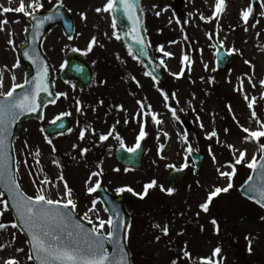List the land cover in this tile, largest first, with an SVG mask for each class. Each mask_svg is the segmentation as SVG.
<instances>
[{
	"label": "rangeland",
	"instance_id": "374dc122",
	"mask_svg": "<svg viewBox=\"0 0 264 264\" xmlns=\"http://www.w3.org/2000/svg\"><path fill=\"white\" fill-rule=\"evenodd\" d=\"M31 2L23 0L26 10ZM40 2L43 8L37 12L61 3L73 18L75 16L79 20L71 42L59 28L44 41L43 48L52 59L56 71L61 70L66 54L78 49L94 65L97 76L95 86L88 93L78 92L72 85L58 82V94L65 93L66 97H59L57 105L48 110L44 122L54 123L60 118H68L71 128L66 134L48 138L42 124L25 122L16 141L22 189L28 195H34L39 184L33 181L47 177L55 187L45 186L46 194L49 198L57 199L64 193L66 182L77 204L75 210L83 218L84 212L95 200L100 217L108 219L96 192L89 194L87 191L89 186H95L96 181L107 187L110 193L125 196L131 218L127 239L133 264H171L173 260L177 264H201L202 258H210L212 264H264V222H259L264 217L263 212L242 197L240 199L236 192L249 176L250 169L243 164L236 165L233 188L215 197L208 212H203L199 207L214 186H226V178L219 176L217 168L231 171L228 165L235 159L233 149L246 150V159L250 160L253 155L259 158V145L264 144V137L259 142H244L243 138L247 135L239 127L242 125L252 131L264 130L257 123V120L264 123V86L260 84L264 80V15H261L264 0L253 8L247 23L241 19L240 12L251 5L250 0H225L224 11L215 18L213 11L216 0H186L182 8H174L171 0H142L154 54L167 65L166 77L160 83L154 82L150 75L146 76L145 68L120 45L119 39H116L118 29L111 27V13L95 11L98 7L103 8L107 0ZM20 3L21 0H0V26L3 28L0 31V74H3L4 82L0 91L5 92L11 87L13 75L15 82L21 84L27 72L22 65L13 67L17 62V49L24 42L25 28L29 26L23 13L14 11ZM5 8L13 10L4 12ZM81 13H84L85 19H81ZM201 15L205 19L202 20ZM92 37H96L97 43L88 51ZM9 39L13 41L12 44L8 43ZM214 40L231 52L236 49L233 52V67L223 73L216 72L214 67ZM160 45L172 56H164L158 51ZM185 55L189 61L182 63ZM245 60L250 64H245ZM182 70V75H174ZM249 79L255 87L249 84ZM162 92L169 96L167 102ZM172 93H175V99ZM245 95L248 101H245ZM253 97L255 103L250 110L247 104ZM142 102L143 111L140 108ZM77 107L80 111H77ZM169 108L177 110L179 119L172 118ZM253 110L256 119L251 117ZM150 114H156L162 123L155 124ZM141 124L147 132L141 141L146 145L144 167L141 170L124 168L115 160V149L121 147L116 137L123 140L125 147H132ZM225 128L228 129L227 134ZM82 130L85 133L83 140L79 138ZM213 130L217 137L206 138ZM110 131L112 135L107 140L99 139ZM185 133L187 143L183 139ZM48 140L52 143L49 144ZM189 144L192 152L205 154L204 167L169 195L161 191V186L171 188L166 178L168 172L180 169L185 162L189 168L192 166L190 153L186 151ZM227 145H232L233 149ZM81 149L88 151L81 155ZM37 150L39 156L36 155ZM168 165L174 167L169 168ZM92 173L98 175L93 176ZM61 174L63 180L59 179ZM152 180L156 181V186L148 189L143 198L127 191H116L117 188L131 187L141 194L144 193V185ZM0 201H4L1 195ZM3 208L4 205L0 203V212ZM89 217L94 218V214L89 212ZM212 219L217 221L218 234L211 223ZM0 223L8 224L0 230V245L3 246L0 248V264H5L9 259H15L19 264H32L27 260L26 240L23 242L17 230L14 236L10 226L12 216L4 212L0 216ZM165 225L168 226L167 235L162 232ZM157 236L160 237L159 241L156 240ZM246 237L252 244L250 255L246 254L249 246ZM185 246L190 257L183 255ZM216 247L221 248V253L212 257ZM18 248L24 251L17 252Z\"/></svg>",
	"mask_w": 264,
	"mask_h": 264
},
{
	"label": "snow or ice",
	"instance_id": "6c2138e0",
	"mask_svg": "<svg viewBox=\"0 0 264 264\" xmlns=\"http://www.w3.org/2000/svg\"><path fill=\"white\" fill-rule=\"evenodd\" d=\"M121 6L124 10V16L133 22L132 32L134 33V39L137 44H144L143 37L137 31L139 26V18L135 15L136 5L133 0H119ZM116 0H107L104 4L103 8H96L95 11L97 13L100 12H107L111 13L114 10ZM62 6V4H61ZM43 8V4L40 0H32L31 3L26 6L21 0L19 7L15 8L14 11L18 13H23L25 17H31L35 19V13ZM225 8V0H216L215 3V10L213 11V17H217L220 13L224 11ZM13 9L5 8L3 9L4 12H8ZM253 13V8L251 5L244 8L240 12L241 19L247 23L249 16ZM159 15V12L157 13ZM261 15H264V12H261ZM81 19H85L84 13L80 14ZM203 20L205 17L203 15L200 16ZM52 16L49 15L47 17H43L37 21V28L41 26L45 20H51ZM4 24L7 21H3ZM179 23V21H177ZM111 27L113 29L116 28L115 19H113ZM255 27V24H253ZM3 28L0 26V31ZM247 31V29H245ZM27 31V28L25 29ZM115 34V33H113ZM71 39V37H69ZM35 39V37H33ZM116 39H120L117 35ZM9 44H12L13 41L11 39L8 40ZM96 37H92L91 41L88 44V51L92 50L94 44H96ZM174 43V41H173ZM223 46V45H221ZM102 47V45H101ZM77 49H73L76 51ZM158 51L162 52L164 56L171 57L172 53L164 51V46L160 45L157 49ZM35 50H33L34 53ZM232 51H236V49H232ZM28 51H25L24 56L29 58L33 64H36L39 68V72L37 77L34 78L35 86L29 89L28 91L23 92L21 95H15L17 88H23L22 84L16 83L15 75L11 77V87L8 91H0V137H3L6 134V122L11 123L16 121V119L26 113V112H36L38 111L40 104L37 102L39 94L41 92H47L48 89L45 86L44 79L47 76V68L42 67V62L39 60L38 55H35ZM132 54V50L129 49V55ZM140 54H144L143 48L140 49ZM135 59V57H133ZM185 61H189V57L185 55L183 57L182 63ZM163 63V61H161ZM245 64H250V61L245 60ZM19 61H17L13 67H19ZM207 66L205 65V68ZM183 70L179 74L174 75H182ZM145 75H151L150 73H145ZM155 80V77H153ZM203 79V78H201ZM249 84L252 87L256 85L252 83L251 79H249ZM260 84L264 86V80L260 81ZM4 87L3 82V74H0V89ZM159 90V89H158ZM242 90L241 89H238ZM165 102L169 99V96L165 93H161ZM60 96H65V93H59ZM172 98L175 99V93H172ZM245 101H248L249 98L247 95L244 96ZM102 103V101H101ZM139 103V102H138ZM178 103V101H177ZM255 103V98L253 97L252 101L248 102L247 107L251 110L253 109V105ZM79 105V101H77ZM167 106V104H166ZM144 106L141 105V110L143 111ZM122 110V107H121ZM231 110L229 106V111ZM77 111H80V108L77 107ZM148 111H151L150 106H148ZM171 112L172 118L174 120L179 119L177 117V110L175 108H169ZM182 111V109H181ZM64 115H70V113H64ZM252 119H256V113L253 110L251 112ZM152 121L159 125L162 123L161 120L157 118L156 114L151 116ZM199 119V118H197ZM125 123H128L125 120ZM238 123V121H237ZM257 123L260 124L261 129H264V123L257 120ZM203 128V124L200 125ZM241 130L244 133H247V136L243 138L244 142H248L250 140H254L259 142L261 137H264V130H256L252 131L249 128L243 127L239 125ZM225 134H227L228 129L225 128ZM112 135L110 131L107 135H101L99 139L101 141L107 140L108 137ZM85 136L84 131L80 132V139L83 140ZM147 136V132L145 131V126L143 124L140 125L139 133L136 136L135 144L132 147L126 148V151L129 153H135L141 147V141ZM167 136V133H165ZM213 137H217V133L215 130L211 131L206 138L212 139ZM120 140L121 147H125L123 140L120 139L119 136L116 137ZM184 142L187 143V133L184 134ZM217 142L219 140L217 138ZM48 143L51 144V140H48ZM3 146V139L0 138V149ZM27 146V145H25ZM75 147V145L73 146ZM228 148L233 149L232 145H227ZM162 148V146H161ZM260 152L262 153L259 156V159L256 155H253L250 160L246 159V150H239L233 149V155L235 157L234 162L229 164L231 171H221L217 168V172L219 176L222 178H226V186H214L207 194L206 199L199 205L200 209L203 212L209 211V205L212 203L213 199L220 195L221 193H227L230 189L233 188V177L236 174V165L243 164L250 170L257 171L259 173L258 180L259 183L251 184L249 182L253 181V176L249 175L245 183H248L249 190L256 193V203L259 204L261 208H264V144L259 145ZM53 151L55 149L53 148ZM88 150L81 149L80 154L84 155ZM188 153L192 152V147L189 144L186 148ZM211 153V149H209ZM36 155L39 156V151L37 150ZM4 160V156L2 151H0V161ZM187 160V157H185ZM212 160L215 163V156H212ZM38 162V161H37ZM25 165L27 162H24ZM53 163L58 164L57 161H53ZM19 164V161L17 162ZM4 165L0 163V177L4 175L3 172ZM169 168L174 167L173 165H168ZM183 168H187L188 164L182 166ZM119 171V169H116ZM93 176L98 175V173H92ZM59 179L63 180V175L61 174ZM33 183H38L39 187L36 188L34 195H26L21 191L19 183L12 178L10 181V186L8 191L12 194L13 204L12 207L15 210L16 217L19 221V225L25 230L27 237V243L30 245L31 251L35 253V260L38 264H127L125 257L127 253L124 251V248L121 247L120 252L122 253L121 257L117 261H113L110 257L108 250L106 249V243L114 241L116 239V228L117 225L114 224V221L111 217L108 219H103L100 217L99 213L96 211L95 205L97 201L93 200L91 202V206L84 212V218L87 219L88 223L92 225L91 228L85 229L84 225L80 223L78 220H75L71 215V212L77 208L76 202L72 198V190L68 187L67 183L64 182V193L57 199L49 198L46 194L45 186L50 185L51 187H55L51 180L47 177H44L40 181H33ZM156 186V181L152 180L150 183L144 185V193L138 194L134 192L131 187L127 188H117L116 191L118 193H122L124 191L130 192L133 195H139L140 198H143L144 195L147 194L148 189ZM100 187V182L96 181L95 186H89L87 188L88 193L95 192L97 188ZM161 191H166L169 195L174 192V188L164 189L161 186ZM0 195H3L0 193ZM4 205L3 211L0 212V216L4 214V212L8 211V205L4 201H0ZM89 212L94 214L93 217H89ZM264 220V217H261ZM212 225L215 228L216 234L219 233V226L215 219L211 220ZM8 225L4 223H0V230H3ZM18 225L17 223H11L12 228H16ZM130 227V226H129ZM154 227H160L159 225H154ZM203 230V229H201ZM162 232L164 235L168 234V226L165 225L162 228ZM182 234V233H179ZM14 239V237H13ZM127 239V236H125ZM160 237L157 236L156 240L159 241ZM249 240V247L248 252L251 253V240ZM3 246L0 245V248ZM17 252H23L24 249L18 248L16 249ZM219 253H221V248L216 247L212 252V257H216ZM29 260L33 259V255L31 253L26 254ZM183 255L185 257H190V253L185 249L183 250ZM5 264H19V261L15 259H9L5 262ZM171 264H177L176 260H173ZM201 264H212L210 258H202Z\"/></svg>",
	"mask_w": 264,
	"mask_h": 264
},
{
	"label": "water",
	"instance_id": "95a60500",
	"mask_svg": "<svg viewBox=\"0 0 264 264\" xmlns=\"http://www.w3.org/2000/svg\"><path fill=\"white\" fill-rule=\"evenodd\" d=\"M133 2L136 5L135 13L137 12L136 16L139 18L140 23H139L138 29H139V33H141L143 31V28H142V23H141L142 22L141 16L138 13V11H139V3L138 2L139 1L133 0ZM116 4H117V6H116L114 12H115L116 21L118 22L119 26L121 27V29L123 31L122 35H123L125 41L128 43V45L134 51V53H136L135 55H138L139 51H140L139 45L137 43H135L134 41H132V37L134 36V33L132 32L133 23L131 20H128L124 16V10H123V7L121 6L119 0H116ZM51 15H56L59 18V20H57L55 22H58L61 20L62 23L65 24V26H67V27H69V25L72 23L67 12H65V10L63 8H61L60 6H57V8L51 13ZM41 18H37L36 20H39ZM55 22L54 21L48 22V20H45L44 23L40 26V28L33 35V37H35V39H33L32 33H29V40H28L29 44L26 46L24 45L22 47V49H20L21 50V52H20L21 58L24 61L27 60V58L24 56V53H25V51H27V49H29L31 42L33 43L34 46H36L37 48H40L42 38L44 37V35L49 30V27H51ZM69 30L70 31H68V32L70 33L71 32L70 27H69ZM31 31L32 30H30V32ZM146 43L147 42L144 39V44H143L144 47H147ZM220 55L222 56V58H224L226 56L224 52H220ZM71 61L69 64V68H67L68 70L62 74L63 79L77 80L79 83V86L81 88L88 86L91 82V78H90L91 73L88 72L87 65L83 62L82 59H80L78 57H75L74 60L72 62ZM149 62H150V60L146 61V63H147L146 65L149 66V64H150ZM77 63H78V65L81 64V66H82V67H80L81 71H78V72L76 71V68H75ZM230 63H231L230 57H228L226 60H224V62L223 61L220 62V67L225 68V66L230 64ZM33 73H34V68H33ZM33 73L27 76V81H26V84L24 86L25 89L31 88L33 86V84L35 85L34 78L36 76ZM47 73H48V75L45 77L44 83H45V86L47 87L48 91L47 92H41L39 94L37 102L40 104V107H39L38 111L26 112V113L20 115L16 119V121H14V122H11V123L6 122V134L3 137H0L3 139V146H2V149H0V151H2L3 156H4V160L0 161V163H2L4 165V167L2 169L4 172V175L2 177H0V190L10 200L8 207L12 208V211L15 215L14 217H16V213H15L14 208L12 207V204H13L12 194H10L8 191V188L10 186V181L12 178H14V167H15V165H14L15 164V157L13 155L14 152H13L11 143L13 142L14 138L17 136L22 121H24L27 118H34V119H38L40 121L42 119V116H43V110H44L45 105L48 102H52V103L55 102L56 96L54 94V90H52L53 86H52L51 80H50L53 78V74H52L50 68H49ZM160 73L162 74V70ZM17 93H18V95L22 94L19 92H17ZM62 128H63V125L59 124V125L54 126V127H50V128L47 127V131L49 132V134L50 133H56V132L62 131L63 130ZM143 152H144V148L135 154H128L125 150L124 151L118 150L116 156H117V160H119L123 165L135 167V169H136V168H140L142 166V159L141 158L143 156ZM194 160L196 163H198L200 160V157H194ZM252 174H253L252 175L253 181H251L249 183H251V184L259 183V180H258L259 173L257 171H253ZM182 177H184L183 173L177 174V172H174L171 175V177H169V178H175L176 180H179V179H182ZM240 191L244 196L252 199L253 201H256L254 199L256 197V193L249 190L248 183ZM99 192L102 196L103 203L106 206L108 213L110 214L111 218L113 219L114 224L117 225L116 239L114 241H111L113 248L110 247V250L113 251V253L111 252L112 256H114L113 261H117L120 259L121 255H122V253L120 252L121 247H123L124 251L128 254V250H127L126 242H125V230H126L127 222L129 220V218H128L127 213L125 212L126 210L124 208V199L122 197L113 198L112 196H110V194H108L105 191L104 188H101ZM73 218L75 220H78L80 223H82L84 225L85 229H89L87 224L85 225L82 220L78 219L77 217L75 218L74 216H73ZM16 219H17V217H16ZM18 224H19V222H18ZM19 227L26 234L25 230L20 225H19ZM26 237H27V234H26ZM32 254H33V258L35 260V253L32 252ZM127 258L128 257L126 256L125 257L126 261H127ZM37 264H38V262H37Z\"/></svg>",
	"mask_w": 264,
	"mask_h": 264
}]
</instances>
